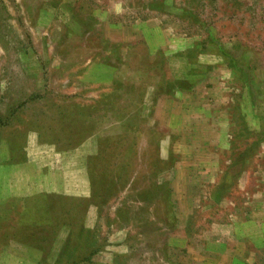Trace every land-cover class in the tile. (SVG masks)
<instances>
[{
  "label": "rangeland",
  "instance_id": "obj_1",
  "mask_svg": "<svg viewBox=\"0 0 264 264\" xmlns=\"http://www.w3.org/2000/svg\"><path fill=\"white\" fill-rule=\"evenodd\" d=\"M0 264H264V0H0Z\"/></svg>",
  "mask_w": 264,
  "mask_h": 264
}]
</instances>
